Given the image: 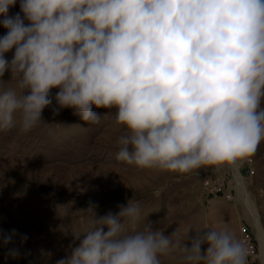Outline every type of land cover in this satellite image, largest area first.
Wrapping results in <instances>:
<instances>
[{"label": "clouds", "instance_id": "clouds-1", "mask_svg": "<svg viewBox=\"0 0 264 264\" xmlns=\"http://www.w3.org/2000/svg\"><path fill=\"white\" fill-rule=\"evenodd\" d=\"M0 17V78L15 81L0 86V132L45 123L53 100L54 114L87 124L103 108L122 129L118 163L177 175L234 167L264 142V0H0ZM140 214L131 199L95 215L56 264H247L212 211L205 230L181 223L169 235L151 221L135 230Z\"/></svg>", "mask_w": 264, "mask_h": 264}, {"label": "rangeland", "instance_id": "rangeland-1", "mask_svg": "<svg viewBox=\"0 0 264 264\" xmlns=\"http://www.w3.org/2000/svg\"><path fill=\"white\" fill-rule=\"evenodd\" d=\"M19 11L17 3L8 14ZM5 32L0 25V36ZM10 79L6 72L0 86L15 87ZM55 108L53 100L42 113L46 124L41 122L27 133H21L18 125L0 132V264H56L79 243L74 236L95 226V215L115 214L131 199L141 208L135 230L151 221L165 235L181 223L203 231L209 226L204 214L212 211L216 221L227 224L240 240L243 230L252 238L255 252L247 264H264V245L243 198L256 208L264 234V142L237 164L243 196L230 167L177 175L118 163L116 145L122 129L113 127V116H106L109 110L94 107L101 121L87 124L73 110L56 115ZM216 177L225 179L226 191L207 196L204 183ZM90 205L95 213L87 211ZM125 228L133 230L130 224ZM13 231L12 243L5 246L3 235ZM13 248L19 251L18 258L8 255ZM163 264H179V257L164 259Z\"/></svg>", "mask_w": 264, "mask_h": 264}, {"label": "built area", "instance_id": "built-area-1", "mask_svg": "<svg viewBox=\"0 0 264 264\" xmlns=\"http://www.w3.org/2000/svg\"><path fill=\"white\" fill-rule=\"evenodd\" d=\"M226 191V181L224 178L216 177L215 179L208 180L204 183V192L207 196L222 195ZM232 200V197L228 199ZM241 241L243 242L247 251V263L250 262L254 256L255 247L250 235L243 230Z\"/></svg>", "mask_w": 264, "mask_h": 264}, {"label": "bare ground", "instance_id": "bare-ground-1", "mask_svg": "<svg viewBox=\"0 0 264 264\" xmlns=\"http://www.w3.org/2000/svg\"><path fill=\"white\" fill-rule=\"evenodd\" d=\"M230 168L234 171L235 178L237 179V181L239 183V188H240V191H241V194H242L243 190L241 188H242L243 185H242L241 176L238 173V167L236 165V166L230 167ZM243 198H244V201L247 204L248 211L251 213L254 225H255L257 231L259 232L261 243L264 245V234H263L262 227H261V224H260V217H259V215H258V213L256 211V208L252 205V203H250L248 201V199L246 197H243Z\"/></svg>", "mask_w": 264, "mask_h": 264}]
</instances>
